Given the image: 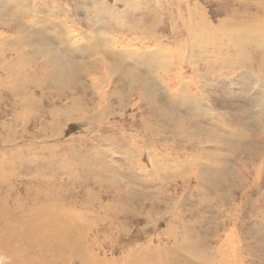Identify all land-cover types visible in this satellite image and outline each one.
<instances>
[{"label": "rangeland", "instance_id": "rangeland-1", "mask_svg": "<svg viewBox=\"0 0 264 264\" xmlns=\"http://www.w3.org/2000/svg\"><path fill=\"white\" fill-rule=\"evenodd\" d=\"M14 5L19 1L0 0V21L15 19L7 9ZM32 6L37 42L0 73L6 202L25 208L34 196L66 197L86 207V218L113 206L103 193L146 192L138 219L120 221L108 236L100 232L97 242L88 237L100 257L143 264L129 251L179 246L193 263L264 264V0H34L26 9ZM47 24L66 41L54 40L55 31L40 33ZM112 31L130 74L99 69L100 54L89 52ZM52 52L59 63L50 62ZM148 74L166 103L151 105L142 95L140 77ZM80 115L92 117L82 122ZM228 186L233 200L214 205L211 195L224 199ZM198 189L212 192L204 197ZM131 204L144 206L135 198Z\"/></svg>", "mask_w": 264, "mask_h": 264}, {"label": "bare ground", "instance_id": "bare-ground-1", "mask_svg": "<svg viewBox=\"0 0 264 264\" xmlns=\"http://www.w3.org/2000/svg\"><path fill=\"white\" fill-rule=\"evenodd\" d=\"M18 1H19L18 6L14 5L13 8L11 7L7 8L9 9V11H11L10 14H13L14 16L17 15L15 19L8 18L10 22H5L4 20L0 21V29L5 31L18 30L17 31L18 33L16 32L14 35H2V33H0V73L2 72V68L5 64L10 62L9 65H11L14 59H18L20 55V50L23 47L27 48L26 46H31L35 42H37V38L39 34L36 28L38 24L37 21L38 11L35 10L34 8L35 5L26 9L27 8L26 6L28 4H32L34 0H25L26 3L21 0ZM16 7H18V9H16ZM20 11L25 13L22 14ZM19 14L20 16L26 15L27 19L25 23L18 22ZM47 25L48 26H45V30H42L40 33L45 31H49V32L55 31L56 32L55 34L56 35L58 34L59 37H57L54 34L55 35V37L53 38L54 40L58 39L61 41L64 40L66 41V37H62L61 32H58L59 30L58 27H53L49 24ZM131 30L134 29L131 28ZM145 31H140V33L146 34ZM108 34L110 37L108 38L109 41H107V44H105L104 46H96L95 50H93L94 47H91L92 50L89 49V52L95 56L97 54L98 55L100 54L99 55L100 61L97 63V67L101 69L103 66H106L112 69V67L114 66L113 69L118 68L120 70V75L123 74L126 75L128 73L130 74L131 71L125 69L124 66L125 61L124 58H122L123 55L118 54L113 49V46H116V43L112 39L116 37L115 36L116 34L114 35V31ZM85 49L87 50L86 46ZM157 53L160 54L159 52ZM159 56L160 55H158V57ZM52 57H54L53 52L52 54L48 55V58L50 59V62L52 64L53 62L58 61V60L56 61V57L54 58ZM139 59H137L136 62H138V60L139 62L145 60L143 57ZM150 75L151 74H148V77L147 75H143V77H140L146 80L145 81L146 84L144 85L142 95L146 97L147 100H149V103L151 105H154L155 103L154 101L165 102L164 101L165 97H161L159 94H156ZM35 86H37L38 88L40 87L39 84H35ZM7 87L9 88V86ZM9 91L11 90L9 89ZM19 92L21 91L14 89L13 94L18 95ZM74 106L75 104H73L66 111H64L66 113V116H71ZM64 112H62L63 115ZM91 117H92L91 115H85V118H83V116L80 115V117L77 120L83 119L82 122L84 120L88 122ZM191 157H194L196 159V156H191ZM192 163L196 164L198 168L199 166L202 165L198 162L197 159L195 161L192 160ZM201 168L204 169L203 166H201ZM1 172L2 171H0V188L9 191L11 187L6 185L7 182L5 180L4 174H2L3 172L2 173ZM125 176L126 175H124V177ZM214 183L215 185H217V187L222 186L220 185L222 184V181H216L213 182V184ZM142 184H145V182H143ZM224 188L226 190V192L223 195L224 199L220 197V194L215 193L211 195L212 191H204L198 189L197 194L198 195L202 194L203 196L211 195L213 203L216 201L214 205H225L233 200L232 199L233 191L229 186ZM126 192L127 194L124 193L123 191L122 193L123 195L118 194L117 191L116 192L113 191V193L110 192L103 193L104 197L106 198H108L109 195H111L110 198L114 201L113 206H109V205L104 206L100 214L91 213V215L87 216L86 218H83L84 217L83 213H85V210H87L84 209L86 207L82 206V204L79 205L77 204V206H75L72 205L70 202H65V199H67L66 197L63 198L64 200L63 199L61 200L56 196H54L52 197V201H51L49 196H46L47 195L46 194L45 196H40V198L44 197V199L41 201L38 200L36 196H34L30 206L21 208L20 205L17 203H14L13 206L11 207L6 202L4 196L0 194V264H118V262L114 260L115 258L109 260L105 257L106 255L104 254L102 257H100L98 255L99 251L97 250L95 252L93 247L94 244H97L96 242L99 238L98 234L100 232H102L101 234L102 237L108 236L113 225L119 224L120 221L125 222L128 219H130L131 216H135L138 219L139 216L143 213L146 206L149 204V200L146 199L147 196L149 197V195H147L146 192L141 193V197L143 198H141L140 195L139 197L138 196L134 197L133 195L136 193H132L130 190H127ZM67 196L69 197V195ZM48 198L50 201L48 200ZM132 198L138 200V206L139 203H141L144 206H139V208H134L135 206L131 204ZM228 198H231L232 200L229 201ZM141 199L145 200L147 202V205H145L144 204L145 202L141 201ZM112 200H110V202ZM78 202L81 203V201ZM180 205L182 207L183 203ZM87 207H89L88 209L90 210L91 207L90 206ZM155 207H159V204H156ZM191 207L193 208L192 215L198 214L196 212L198 210V206L193 205ZM176 209H179V207H177ZM153 211H160V210L158 208H155ZM192 211H189L190 216ZM149 213L150 212H148L147 216L145 215L146 218H148ZM165 214L167 213L165 212L162 213V215ZM184 217H185V211H180L179 214L180 222L179 221L178 222L181 223V225L183 224L182 222ZM193 217L191 216L192 220L194 219ZM87 218H89L90 220L86 221ZM198 218L201 219L200 215L198 216ZM204 219L207 218L204 217ZM97 224L103 225L105 227L104 230L102 231V229H97L96 228ZM125 225H129V222L128 223L125 222ZM170 230L171 229H169V231ZM185 231H187V229H185ZM207 234L209 235V233ZM142 235L143 233L141 234V236ZM88 237H94L96 239V242L92 241L91 243H87ZM133 237H131L128 241L130 245L132 244ZM185 240H188L187 234H185V237L183 238L182 241ZM126 247H127L126 245H123L122 249H125ZM128 251L129 250H127V252ZM129 253H133L134 255H136L137 260L138 261L141 260L145 264H199L198 262L193 263L189 259H186L183 253H189V251L187 250V248L182 249L179 246H177L176 248L164 247L162 249H157V250L154 249L152 251H149L147 247H145L138 252H132L130 250ZM194 253L198 254V252H194ZM123 259H125V257L122 258V260ZM125 264H129V263H125ZM133 264L135 263L133 262ZM202 264H204V262Z\"/></svg>", "mask_w": 264, "mask_h": 264}]
</instances>
